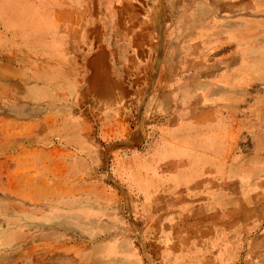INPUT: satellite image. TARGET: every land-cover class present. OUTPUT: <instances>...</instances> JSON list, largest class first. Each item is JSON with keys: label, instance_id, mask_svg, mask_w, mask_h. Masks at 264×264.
I'll list each match as a JSON object with an SVG mask.
<instances>
[{"label": "rangeland", "instance_id": "rangeland-1", "mask_svg": "<svg viewBox=\"0 0 264 264\" xmlns=\"http://www.w3.org/2000/svg\"><path fill=\"white\" fill-rule=\"evenodd\" d=\"M179 1L0 0V264H264V0ZM138 28L152 81L73 113L48 69Z\"/></svg>", "mask_w": 264, "mask_h": 264}, {"label": "crops", "instance_id": "crops-1", "mask_svg": "<svg viewBox=\"0 0 264 264\" xmlns=\"http://www.w3.org/2000/svg\"><path fill=\"white\" fill-rule=\"evenodd\" d=\"M179 2L185 3V0ZM120 18L116 15L115 30L122 37L124 31L119 25ZM141 31L144 30L139 28L133 30L125 48L112 46L107 42H90L89 37V43L72 44L71 48L63 50L66 64L67 62L70 64L72 58H77L79 64L76 65V69L70 65L64 68L56 66L48 69V72L53 74L56 85H61L63 90L67 89V84L70 85L69 91L73 90V94L69 95L72 97L71 101H74L71 108L73 113L78 114V111L91 107L102 115L113 113L119 115L121 109L119 112H111V110L128 100L130 91L126 87L127 83L143 78L141 74L143 72L147 75L145 83L152 81V77L148 74L153 68V56L157 47L150 44V41L144 42V37H140L143 35ZM109 32L106 28V37ZM164 34L166 35V32ZM53 58L55 61L59 60L58 55ZM163 76L161 74L158 79ZM66 93L69 94L67 91ZM78 96L84 99L83 103Z\"/></svg>", "mask_w": 264, "mask_h": 264}]
</instances>
